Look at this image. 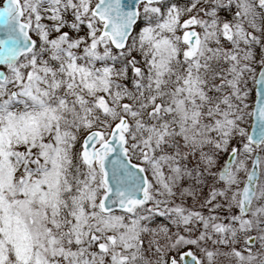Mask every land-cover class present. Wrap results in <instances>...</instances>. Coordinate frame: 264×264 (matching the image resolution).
<instances>
[{"label":"snow or ice","instance_id":"6c2138e0","mask_svg":"<svg viewBox=\"0 0 264 264\" xmlns=\"http://www.w3.org/2000/svg\"><path fill=\"white\" fill-rule=\"evenodd\" d=\"M0 264H264V0H0Z\"/></svg>","mask_w":264,"mask_h":264}]
</instances>
